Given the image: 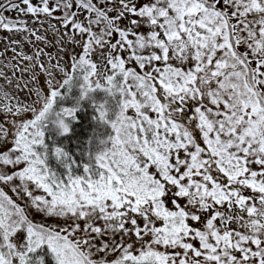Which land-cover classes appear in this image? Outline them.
Masks as SVG:
<instances>
[{
	"label": "snow or ice",
	"instance_id": "6c2138e0",
	"mask_svg": "<svg viewBox=\"0 0 264 264\" xmlns=\"http://www.w3.org/2000/svg\"><path fill=\"white\" fill-rule=\"evenodd\" d=\"M0 30V264H264V0H3Z\"/></svg>",
	"mask_w": 264,
	"mask_h": 264
},
{
	"label": "trees",
	"instance_id": "16d2710c",
	"mask_svg": "<svg viewBox=\"0 0 264 264\" xmlns=\"http://www.w3.org/2000/svg\"><path fill=\"white\" fill-rule=\"evenodd\" d=\"M36 0H33V2ZM3 0H0V3H2ZM15 14L13 12H5L4 15L8 16L12 19L15 18ZM71 48V47H69ZM81 51V50H80ZM79 50L75 49V52H80ZM65 59H68L67 56H65ZM62 91H67V89H64ZM79 95L78 89H73L66 97L65 99L59 101L60 104H63L64 106H72L74 103L75 98ZM93 109L91 106L85 101L83 102V107L80 111L77 112V122H74L72 124V131L64 137H60V142L65 144L67 147V150L77 155V158H81L80 154L78 153V150L82 152L85 142L87 141L89 137V133L91 132L92 128L95 126V122L93 121ZM50 142V141H49ZM50 164L56 168V164L54 161H50ZM59 171H63L62 169H58ZM38 255L43 256L45 259V264H55V260L53 258V255L51 252L47 249V246H43L41 250H38Z\"/></svg>",
	"mask_w": 264,
	"mask_h": 264
},
{
	"label": "rangeland",
	"instance_id": "374dc122",
	"mask_svg": "<svg viewBox=\"0 0 264 264\" xmlns=\"http://www.w3.org/2000/svg\"><path fill=\"white\" fill-rule=\"evenodd\" d=\"M35 2L36 1H34V3ZM13 13H16V12H13ZM12 18H14V17H12ZM15 18H17V14H15ZM20 19L28 21L30 27L33 26V24H32L33 18L31 16H27V17L21 16ZM36 26L38 27V25H36ZM41 34H43V30H41ZM9 37H11L12 39H15V40H21L22 39L21 35H19V34L8 33L6 31L0 30V53H4L5 45L8 43ZM47 39L54 43V38L50 33L47 35ZM40 47H44V45L41 44ZM69 47H71V45H69ZM23 49L25 52L31 54V52L33 51V45L31 43L25 41V42H23ZM76 49L79 51L81 50L80 48H76ZM46 50L49 52H53V53L56 52V49H55V47L52 46V44H49ZM11 55H12V52L9 50L6 53V56L0 55V60H6L7 57H10ZM40 85L46 91V85H45V81H44L43 76L40 77ZM21 96H22V98L26 97V93H21ZM2 118L5 122L8 119L7 116H3ZM9 194L12 195L11 193H9ZM32 217H33L34 221H37V222H39L42 219V215L39 213H36L35 210H32Z\"/></svg>",
	"mask_w": 264,
	"mask_h": 264
}]
</instances>
